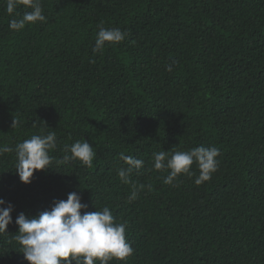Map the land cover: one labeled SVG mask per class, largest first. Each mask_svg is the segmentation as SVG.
<instances>
[{
  "label": "trees",
  "instance_id": "obj_1",
  "mask_svg": "<svg viewBox=\"0 0 264 264\" xmlns=\"http://www.w3.org/2000/svg\"><path fill=\"white\" fill-rule=\"evenodd\" d=\"M41 4L45 22L13 31L0 0V146L57 137L52 169L28 185L15 152L0 155V199L13 209L0 264H28L16 217H35L71 192L86 211L108 206L127 223L126 264H264V0ZM101 25L127 35L94 54ZM78 140L92 145V166L58 165ZM200 146L220 152L201 185L196 164L174 186L164 183L168 170L153 168L155 152ZM121 154L144 161L128 184L117 175L127 167Z\"/></svg>",
  "mask_w": 264,
  "mask_h": 264
},
{
  "label": "clouds",
  "instance_id": "obj_2",
  "mask_svg": "<svg viewBox=\"0 0 264 264\" xmlns=\"http://www.w3.org/2000/svg\"><path fill=\"white\" fill-rule=\"evenodd\" d=\"M21 5L25 8L22 15L17 12ZM6 12L11 17L8 27L13 31L46 21L41 0H6ZM126 35L119 28L101 25L96 33L93 53H102L106 46L123 42ZM172 70V65L166 66V71ZM18 123L13 119L12 127H16ZM56 148V133L51 131L47 134H34L17 143L14 149L0 146V155L15 152V172L20 181L28 185L35 172L52 169L53 157L50 152ZM64 153L62 159L56 161L58 165L79 161L91 167L96 156L92 145L86 140L65 145ZM219 155V149L215 147L200 146L172 153L161 150L153 153V168L157 171L168 170L164 183L174 186V181L179 176H194L191 168L196 164L199 175L194 183L201 185L209 181L217 171ZM120 160L127 167L118 169L117 175L121 182L128 184L131 173L142 169L144 161L124 154L120 155ZM137 195L136 186L133 185L129 200L134 201ZM86 207L81 202V196L77 192H71L66 200L54 201L50 210L35 217L20 213L15 220L18 232L14 239L28 264H110L113 260L126 264L134 252L126 239L127 223L117 222L108 206L93 212L86 211ZM12 211V206L0 199V234L7 233V227L13 223Z\"/></svg>",
  "mask_w": 264,
  "mask_h": 264
}]
</instances>
